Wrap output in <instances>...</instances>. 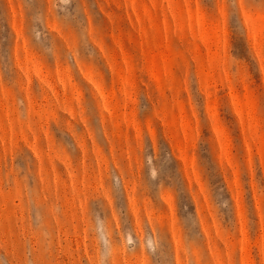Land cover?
Listing matches in <instances>:
<instances>
[{
	"label": "rangeland",
	"instance_id": "374dc122",
	"mask_svg": "<svg viewBox=\"0 0 264 264\" xmlns=\"http://www.w3.org/2000/svg\"><path fill=\"white\" fill-rule=\"evenodd\" d=\"M0 264H264V0H0Z\"/></svg>",
	"mask_w": 264,
	"mask_h": 264
}]
</instances>
